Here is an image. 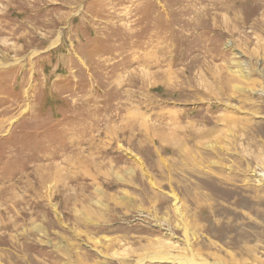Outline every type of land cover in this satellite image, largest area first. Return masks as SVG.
<instances>
[{"label": "rangeland", "instance_id": "1", "mask_svg": "<svg viewBox=\"0 0 264 264\" xmlns=\"http://www.w3.org/2000/svg\"><path fill=\"white\" fill-rule=\"evenodd\" d=\"M0 264H264V0H0Z\"/></svg>", "mask_w": 264, "mask_h": 264}, {"label": "bare ground", "instance_id": "2", "mask_svg": "<svg viewBox=\"0 0 264 264\" xmlns=\"http://www.w3.org/2000/svg\"><path fill=\"white\" fill-rule=\"evenodd\" d=\"M228 85V84H227ZM225 88V87H224Z\"/></svg>", "mask_w": 264, "mask_h": 264}]
</instances>
